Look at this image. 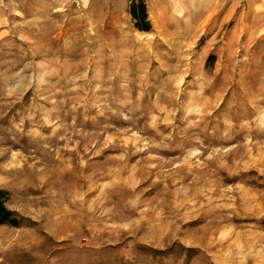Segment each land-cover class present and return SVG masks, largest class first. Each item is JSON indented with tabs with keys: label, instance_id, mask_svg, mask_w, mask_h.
Masks as SVG:
<instances>
[{
	"label": "rangeland",
	"instance_id": "rangeland-1",
	"mask_svg": "<svg viewBox=\"0 0 264 264\" xmlns=\"http://www.w3.org/2000/svg\"><path fill=\"white\" fill-rule=\"evenodd\" d=\"M0 191V264H264V0H0Z\"/></svg>",
	"mask_w": 264,
	"mask_h": 264
},
{
	"label": "trees",
	"instance_id": "trees-1",
	"mask_svg": "<svg viewBox=\"0 0 264 264\" xmlns=\"http://www.w3.org/2000/svg\"><path fill=\"white\" fill-rule=\"evenodd\" d=\"M130 13L133 16L135 25L138 29L145 31L151 29V24L148 20L146 5L143 2L133 1L130 5ZM2 194L3 191H0V223H10L13 225H18L19 221L12 216L11 210H9L4 205V201L1 200Z\"/></svg>",
	"mask_w": 264,
	"mask_h": 264
}]
</instances>
